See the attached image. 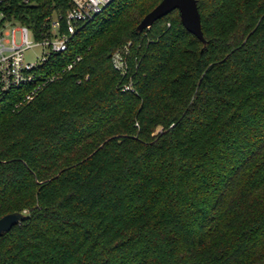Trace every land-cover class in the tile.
<instances>
[{
	"label": "trees",
	"instance_id": "1",
	"mask_svg": "<svg viewBox=\"0 0 264 264\" xmlns=\"http://www.w3.org/2000/svg\"><path fill=\"white\" fill-rule=\"evenodd\" d=\"M197 1L205 43L113 0L43 66L61 78L0 101V219L26 215L0 264H264V0ZM13 3L37 40L73 8Z\"/></svg>",
	"mask_w": 264,
	"mask_h": 264
},
{
	"label": "built area",
	"instance_id": "2",
	"mask_svg": "<svg viewBox=\"0 0 264 264\" xmlns=\"http://www.w3.org/2000/svg\"><path fill=\"white\" fill-rule=\"evenodd\" d=\"M28 4L31 0H20ZM73 8L66 17L55 16L51 19L52 35L43 40H37L32 31L12 13L13 0H0V101L14 91L28 89L26 96L16 105L21 108L34 100L49 84L62 77V74L46 75L43 66L52 54L67 51L69 42L76 33L79 24L95 18L113 0H71ZM50 18L47 20L49 21ZM62 20L66 21L68 31L61 32ZM20 32V35H18ZM34 45H40L47 50L41 61L26 60V51ZM129 47L118 51L113 56L115 67L123 74L127 73V55ZM82 57H78L77 61ZM76 61V62H77ZM74 67L70 64L68 70ZM131 89V87H127Z\"/></svg>",
	"mask_w": 264,
	"mask_h": 264
},
{
	"label": "water",
	"instance_id": "3",
	"mask_svg": "<svg viewBox=\"0 0 264 264\" xmlns=\"http://www.w3.org/2000/svg\"><path fill=\"white\" fill-rule=\"evenodd\" d=\"M174 10H179L184 26L205 43L202 17L197 0H162L156 8L143 18L139 30L152 27L157 20ZM25 219L26 215L23 212H14L2 217L0 219V236L11 231L16 225L23 223Z\"/></svg>",
	"mask_w": 264,
	"mask_h": 264
},
{
	"label": "rangeland",
	"instance_id": "4",
	"mask_svg": "<svg viewBox=\"0 0 264 264\" xmlns=\"http://www.w3.org/2000/svg\"><path fill=\"white\" fill-rule=\"evenodd\" d=\"M18 35H20V32H18ZM46 52L47 50L42 46L34 45L32 48L26 51L25 57L29 62H37L42 60V57ZM161 131L162 129L159 130V132Z\"/></svg>",
	"mask_w": 264,
	"mask_h": 264
}]
</instances>
